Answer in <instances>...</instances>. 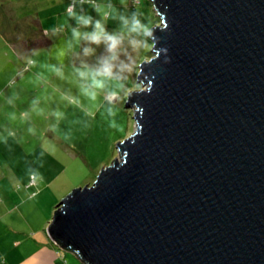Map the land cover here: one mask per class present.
I'll list each match as a JSON object with an SVG mask.
<instances>
[{"label":"water","instance_id":"obj_1","mask_svg":"<svg viewBox=\"0 0 264 264\" xmlns=\"http://www.w3.org/2000/svg\"><path fill=\"white\" fill-rule=\"evenodd\" d=\"M150 1L135 132L49 237L83 264H264V0Z\"/></svg>","mask_w":264,"mask_h":264},{"label":"rangeland","instance_id":"obj_2","mask_svg":"<svg viewBox=\"0 0 264 264\" xmlns=\"http://www.w3.org/2000/svg\"><path fill=\"white\" fill-rule=\"evenodd\" d=\"M12 3L8 9L14 7L15 23L20 24L21 36L28 35L25 43L31 49L14 58L13 70L7 64L13 58L4 57L2 69L9 71L0 78V233L3 238L7 231L5 260L83 264L57 248L49 226L64 198L74 189L92 186L101 169L111 166L114 158L121 160L117 144L135 132L134 110L127 108V97L129 91L143 88L138 83L141 60L154 56L148 36L129 30L131 20L135 15L153 29L161 19L150 0ZM81 16L91 22H79ZM37 17L42 28L33 20ZM97 21L107 33L121 37L114 54L105 42L97 45L86 38L96 31ZM41 29L46 39L39 38ZM113 55V77L97 76L104 86L93 88L92 74ZM80 72L87 76L81 78ZM9 79L10 84L2 83Z\"/></svg>","mask_w":264,"mask_h":264},{"label":"crops","instance_id":"obj_3","mask_svg":"<svg viewBox=\"0 0 264 264\" xmlns=\"http://www.w3.org/2000/svg\"><path fill=\"white\" fill-rule=\"evenodd\" d=\"M13 5L12 0H0V25H5V29H0V51L1 54H4L0 57V78L2 75H5L6 72L9 71V69L3 68L2 66L4 65V57L6 58V60L10 59V63L8 62L7 64H11L10 70H13V68L15 67L14 65V58L17 56H22L25 53H27L30 49L31 46H28L27 43H25V41L27 42V37L21 36L19 32V23H15L14 20V13H15V9L14 7H9L8 6ZM1 9H3L1 11ZM35 20L36 24L38 25V27L41 26L42 28V23L40 22L39 18L37 17ZM36 28V27H34ZM42 31V33H41ZM30 33V29L28 28V32L26 34ZM39 38H41L42 36H46V33L43 32V29L40 30L39 32ZM45 38V37H44ZM42 38V39H44ZM30 47V48H29ZM17 52V53H16ZM12 78L15 76L14 74L12 75ZM11 79L4 81L2 83H5L6 85L10 84ZM2 233H0V238H2ZM6 234L7 231H4V235L3 238L0 239V246H4V249L1 250L0 247V252L2 253L0 256V264H8L5 260L6 254H8V249H7V242H6ZM58 248V247H57ZM59 249V248H58ZM71 253V252H70ZM73 254V253H72ZM75 255V254H74ZM76 256V255H75ZM77 258V256H76ZM54 259V256H53ZM78 259V258H77ZM79 260V259H78ZM55 261V260H54ZM80 261V260H79ZM55 262L57 263H61V261L56 260ZM64 263H66V259H64Z\"/></svg>","mask_w":264,"mask_h":264},{"label":"clouds","instance_id":"obj_4","mask_svg":"<svg viewBox=\"0 0 264 264\" xmlns=\"http://www.w3.org/2000/svg\"><path fill=\"white\" fill-rule=\"evenodd\" d=\"M69 15H72L71 11L69 12ZM120 19L124 22L125 26L128 25V21L124 17H120ZM79 22H82L83 24L87 25L91 22V18H86V17H79L78 18ZM167 23L165 22V25ZM95 29L96 31L90 33V34H85L86 38L97 45H99L102 41L107 44L108 51L110 53H115L116 50L119 48L120 44L122 43V39L119 35H114V34H109L106 32L104 26L100 23V21H97L95 23ZM131 32L134 33H143L147 36V34L152 32V29L143 24L136 16L134 15L132 20H131V25L130 29ZM74 36L79 37L80 33L78 31L73 32ZM150 38V37H148ZM146 42V41H145ZM91 51L90 49H86L85 52ZM115 59V55L110 57L107 61H105L100 68L96 69L94 73L92 74V87L93 88H102L104 86L103 80H98L96 79L97 76L104 77L107 79H110L113 77V65L111 63L112 60ZM79 75L81 78H85L87 76V73L85 72H80ZM150 91V89H149ZM93 98H95V93H92Z\"/></svg>","mask_w":264,"mask_h":264},{"label":"trees","instance_id":"obj_5","mask_svg":"<svg viewBox=\"0 0 264 264\" xmlns=\"http://www.w3.org/2000/svg\"><path fill=\"white\" fill-rule=\"evenodd\" d=\"M47 37H45L44 39H46ZM49 44H51V42L49 41V43L48 44H46V45H49ZM40 45H42V44H40Z\"/></svg>","mask_w":264,"mask_h":264},{"label":"built area","instance_id":"obj_6","mask_svg":"<svg viewBox=\"0 0 264 264\" xmlns=\"http://www.w3.org/2000/svg\"><path fill=\"white\" fill-rule=\"evenodd\" d=\"M70 9H73V6H71V8Z\"/></svg>","mask_w":264,"mask_h":264}]
</instances>
